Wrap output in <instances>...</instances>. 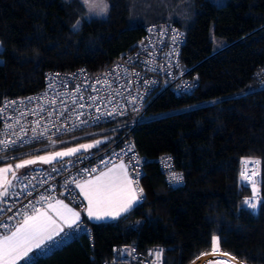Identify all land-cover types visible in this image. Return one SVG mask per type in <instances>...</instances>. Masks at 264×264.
<instances>
[{"label": "trees", "instance_id": "obj_1", "mask_svg": "<svg viewBox=\"0 0 264 264\" xmlns=\"http://www.w3.org/2000/svg\"><path fill=\"white\" fill-rule=\"evenodd\" d=\"M108 3L107 18L84 19L74 30L84 11L78 0H0V102L38 91L48 69H104L162 20L184 29L180 58L196 85L186 95L156 94L132 131L146 159L138 204L114 220L84 219L90 234L29 264H101L114 258V244L160 245L162 264H264V0ZM162 155L183 175L181 184L166 182ZM245 158L261 161L255 210L243 204L253 196L239 180Z\"/></svg>", "mask_w": 264, "mask_h": 264}, {"label": "built area", "instance_id": "obj_2", "mask_svg": "<svg viewBox=\"0 0 264 264\" xmlns=\"http://www.w3.org/2000/svg\"><path fill=\"white\" fill-rule=\"evenodd\" d=\"M144 30L142 37L128 51L98 72H89L85 67L72 70L48 69L43 75L42 87L38 91L1 100L0 140H16L13 133L20 132L21 128L24 132L21 133L22 139L12 148L0 147L2 157L0 161L23 151L62 146L96 135L112 136L93 150L80 152L45 167H31L16 172L19 179L13 182L15 187L10 190L9 197L4 198V202L0 204V225H8L7 229L0 227V234L9 232L24 212L32 211V205L42 208L56 197H63L77 206L81 205L82 200L75 183L78 179L94 175L106 167L101 164L102 160L108 162L107 166L115 162H124L132 180L141 189L140 179L144 174L146 159L134 144L133 129L145 117L149 103L156 94L169 90L175 95H186L190 94L196 85V76L190 75L191 66L183 64L180 58L186 38L184 29L162 20L148 24ZM177 32L180 34L179 39L173 43L172 38ZM186 85L194 87L189 88ZM92 96L97 97L95 102L89 99ZM53 99L56 101L55 104L51 103ZM12 101L16 103L10 104ZM78 104H84L85 107L77 108ZM101 112L114 114L95 120ZM78 113H82L79 120L76 119ZM80 120L87 123L81 124ZM9 124L13 127L7 128L6 125ZM40 133L43 135H39ZM169 157L162 155L158 158L162 167L167 169L165 175L167 183L169 173L175 172L171 169L173 164ZM53 168L59 171L54 172ZM241 168H244L243 163ZM255 168L257 170V166ZM83 169L98 171L90 175ZM66 181H73L68 188L65 187ZM255 183L258 206L261 201L258 194L259 174L255 177ZM245 185L251 184L245 182ZM69 188L75 190L74 198L69 195ZM41 195L50 196L52 199L37 203ZM250 198L252 196L245 199ZM64 233L68 235L65 236ZM64 233L56 238L57 243L32 250L20 264H29L33 258L49 254L74 236L90 234V229L82 223L79 229L67 228ZM112 252L114 258L105 259L101 264H154L156 257L152 253L156 252H162L160 264L163 263V248L160 245L142 251L135 246L124 247L114 244Z\"/></svg>", "mask_w": 264, "mask_h": 264}, {"label": "snow or ice", "instance_id": "obj_3", "mask_svg": "<svg viewBox=\"0 0 264 264\" xmlns=\"http://www.w3.org/2000/svg\"><path fill=\"white\" fill-rule=\"evenodd\" d=\"M81 4L86 8V15L84 19H90L93 16L107 18L109 12V5L107 0H81ZM81 21H77L76 25L73 26L74 30H78ZM153 29H150L152 31ZM180 34L177 32L173 36V43L179 39ZM113 71H116L113 69ZM261 75H264L262 73ZM264 83V80L261 81ZM99 83V81H97ZM51 87V85H49ZM186 87H194V85H186ZM95 90V89H94ZM78 91V89H77ZM83 99V97H81ZM90 100L95 102L97 97H89ZM135 99V98H133ZM131 102V101H129ZM10 104L16 103L15 101L9 102ZM52 104L56 101L53 99ZM63 103V101H61ZM76 103L75 101L73 102ZM91 106V105H89ZM77 108H84V104L76 105ZM99 111V106H97ZM75 111V109H73ZM118 112V110H114ZM114 112H101L99 116L95 117V120H100L102 116H111ZM63 114V113H61ZM24 115V113H21ZM82 113H78L76 119L79 120ZM19 123V121H16ZM39 123V122H37ZM81 124L87 123V121L80 120ZM7 128H12L13 125H6ZM35 131V129H33ZM24 129L21 128L20 132L13 133L16 136V140H0V147L3 149L12 148L17 141L22 139L21 133ZM39 135H43L40 133ZM104 143V141L97 140L91 144H80L78 147L67 148L65 151L53 152L48 156H36L35 159H26L17 163L14 168L12 165L0 168V203L4 202V198L9 197L10 190L15 187L14 181L18 180L16 170L24 168L29 165H35L37 162L49 164L53 160L62 159L64 157L73 156L83 150L87 152L89 149L96 148L98 145ZM131 150V149H129ZM2 159V157H0ZM168 159H171L170 157ZM106 161H101V164L107 166ZM244 168L240 171V183L245 186V182L252 185L253 196L250 199H245L243 204L248 208L255 210L257 208L256 202V183L255 177L258 175V171L255 166L260 165L259 160H242ZM53 171H59L53 168ZM84 172L91 173L97 172L98 169H83ZM11 174L12 179H7V175ZM73 181H66L65 187ZM183 182V175L175 172L169 173L168 183L170 185H179ZM76 188L79 189V195L87 201L86 215L89 220L103 222L106 219H116L132 210L138 202L142 199L143 190L138 188V185L129 178L127 172V166L124 163L119 165H113L108 168L107 171L99 172L93 178L86 179L83 183L76 182ZM74 189L69 188V195L74 198ZM63 195V193H61ZM52 198L41 195L37 203L44 201H50ZM31 205V201L29 202ZM28 207V206H25ZM63 210V211H61ZM49 211L56 213L65 223L69 229L81 227L83 223L81 214L73 211L68 207L62 200H56L55 203L48 202L47 209L41 210L32 205V211L24 212L19 225L15 227V230L10 235L5 234L0 236V264H17V261L21 258L28 257V254L35 249H42L49 246L50 243H57L56 237H60L61 233H64V228L56 224V221L48 214ZM11 219V217H9ZM0 227L5 229L8 228L7 224H2ZM65 236L68 233H64ZM212 252L216 253L218 250V237H212ZM123 255V253H121ZM162 252L152 253L156 257L154 264H160V257ZM222 255H230L222 253ZM234 259V258H233ZM209 264H228V261H210Z\"/></svg>", "mask_w": 264, "mask_h": 264}, {"label": "rangeland", "instance_id": "obj_4", "mask_svg": "<svg viewBox=\"0 0 264 264\" xmlns=\"http://www.w3.org/2000/svg\"><path fill=\"white\" fill-rule=\"evenodd\" d=\"M80 3H81V0H78ZM216 4H223L225 2V0H213ZM107 3H108V0H107ZM82 5V4H81ZM109 5V3H108ZM84 8V11H83V14L81 15L79 21H82L84 20V17L86 15V8ZM93 17H96V16H93ZM92 18V17H91ZM98 18H104V17H98ZM2 49V44L0 42V51ZM2 61V58L0 56V62ZM112 135L110 136H107V135H96V136H92L90 137L89 139L87 140H82V141H78V142H74V143H71V144H65V145H62V146H54V147H51V148H48L46 150H42V151H39V152H32L30 154H27V155H22V156H18V157H12L10 159H7V160H2L0 161V168H3V167H7L8 165H12L13 168L14 166L21 162L22 160H26V159H35L36 156H48V155H51L53 152H58V151H65L67 148H71V147H78L80 144H91V143H94L95 141L97 140H101V141H105L107 140V138H111ZM103 144V143H102ZM101 145V144H100ZM98 145V146H100ZM97 146V147H98ZM96 147V148H97ZM94 149V148H93ZM93 149H89V150H93ZM37 151V150H36ZM81 152H83V150H81ZM70 157V156H69ZM67 157H64L62 159H65ZM62 159H56V160H53L51 163L55 162V161H59V160H62ZM49 163V164H51ZM49 164H44V163H41V162H37L35 165H29V166H26L24 168H21L19 170H16V172H22L28 168H31V167H45ZM12 178L11 177V174L9 173L7 175V179H10ZM204 263H206V261H204ZM203 263V264H204ZM206 264H209L208 262Z\"/></svg>", "mask_w": 264, "mask_h": 264}, {"label": "crops", "instance_id": "obj_5", "mask_svg": "<svg viewBox=\"0 0 264 264\" xmlns=\"http://www.w3.org/2000/svg\"><path fill=\"white\" fill-rule=\"evenodd\" d=\"M23 152L26 153V152H28V151H23ZM121 163H124V162H115V163H113V164H111V165H109V166H106V167L102 168L99 172H101V171H107L108 168H111L113 165H119V164H121ZM124 164H125V163H124ZM99 172L96 173V174H94V175L87 176V177L82 178V179H78L76 182L83 183L84 180H86V179H90V178L95 177L96 175H99ZM127 172H128L129 178L132 179V178H131V175H130V173H129V171H128V169H127ZM75 186H76V183H75ZM77 190H78V192H79V189H78V188H77ZM80 197H81V200H82V204L79 205V206L72 204L71 202H69L67 199H65V198H63V197H56V198L52 199L50 202L54 204L56 200H62V201H63L65 204H67L68 207L71 208L73 211L79 212V213L81 214V219H82V221H84V219H86L87 221H91V220L88 219V217H87V215H86L87 201H85V200L83 199L82 196H80ZM40 209H41V210H46V209H47V204H46L44 207L40 208ZM61 211H63V210H61ZM29 213H31V212H29ZM48 214H49L50 216H52V218L56 221V224H58L60 227H63L64 230L67 229V227H66L65 223L63 222V220H62V219H61L56 213H54V212H52V211H49ZM21 219H22V216H21L20 218H18V219L15 221L13 227L11 228V230H10L9 232L4 233V234H0V236L5 235V234L10 235L11 232L15 230V227H17V226L19 225V222L21 221ZM110 220H114V219H106L105 221H110ZM93 222H97V221H93ZM56 238H57V237H56ZM34 249H35V248H34ZM34 249H33V250H34ZM23 259H24V258H21L20 260H18V261H17V264H20V263L22 262Z\"/></svg>", "mask_w": 264, "mask_h": 264}, {"label": "water", "instance_id": "obj_6", "mask_svg": "<svg viewBox=\"0 0 264 264\" xmlns=\"http://www.w3.org/2000/svg\"><path fill=\"white\" fill-rule=\"evenodd\" d=\"M9 180H11V178H10ZM0 204H1V203H0Z\"/></svg>", "mask_w": 264, "mask_h": 264}]
</instances>
